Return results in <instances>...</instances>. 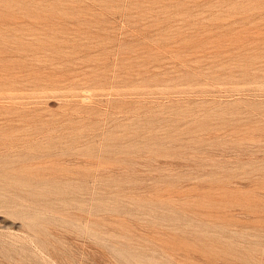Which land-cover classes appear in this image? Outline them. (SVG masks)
<instances>
[{"label":"rangeland","instance_id":"rangeland-1","mask_svg":"<svg viewBox=\"0 0 264 264\" xmlns=\"http://www.w3.org/2000/svg\"><path fill=\"white\" fill-rule=\"evenodd\" d=\"M0 264H264V0H0Z\"/></svg>","mask_w":264,"mask_h":264}]
</instances>
